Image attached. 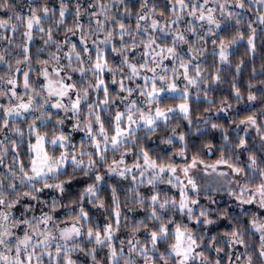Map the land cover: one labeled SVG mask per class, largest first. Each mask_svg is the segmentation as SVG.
<instances>
[{
  "label": "snow or ice",
  "instance_id": "snow-or-ice-1",
  "mask_svg": "<svg viewBox=\"0 0 264 264\" xmlns=\"http://www.w3.org/2000/svg\"><path fill=\"white\" fill-rule=\"evenodd\" d=\"M0 264H264V0H0Z\"/></svg>",
  "mask_w": 264,
  "mask_h": 264
},
{
  "label": "trees",
  "instance_id": "trees-1",
  "mask_svg": "<svg viewBox=\"0 0 264 264\" xmlns=\"http://www.w3.org/2000/svg\"><path fill=\"white\" fill-rule=\"evenodd\" d=\"M243 52H244L243 46H240L239 51L236 53V56L239 57V56L243 55ZM260 57H261V52L258 51L257 54H256V60H255V66H256L257 70H259V68H260ZM245 59L250 60L251 58L250 57H245ZM249 75H250V65H249L248 68H246L244 70V78L246 79ZM227 93H228V85L227 84H224V85H222L220 87V89L218 91L214 92L213 95L215 97H219L221 94H227ZM202 107H203V105H202ZM239 107H241V109L243 110V106L242 105L239 106ZM223 115L224 114H214V117L213 118L215 119V118H217V116H219V117L222 118ZM76 135H77V138H79V135L80 134H76ZM192 139L195 140L197 138L196 137H193ZM214 139H215V141L217 143H219L220 137H219L218 134L215 135Z\"/></svg>",
  "mask_w": 264,
  "mask_h": 264
},
{
  "label": "rangeland",
  "instance_id": "rangeland-1",
  "mask_svg": "<svg viewBox=\"0 0 264 264\" xmlns=\"http://www.w3.org/2000/svg\"><path fill=\"white\" fill-rule=\"evenodd\" d=\"M18 1V0H17Z\"/></svg>",
  "mask_w": 264,
  "mask_h": 264
}]
</instances>
